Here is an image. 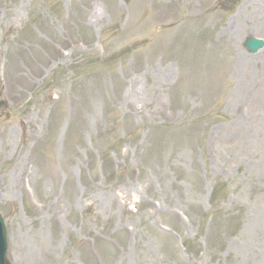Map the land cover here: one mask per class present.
Masks as SVG:
<instances>
[{
    "label": "rangeland",
    "instance_id": "rangeland-1",
    "mask_svg": "<svg viewBox=\"0 0 264 264\" xmlns=\"http://www.w3.org/2000/svg\"><path fill=\"white\" fill-rule=\"evenodd\" d=\"M106 2L0 0L9 260L264 264V0ZM160 66L166 116H130Z\"/></svg>",
    "mask_w": 264,
    "mask_h": 264
},
{
    "label": "bare ground",
    "instance_id": "bare-ground-1",
    "mask_svg": "<svg viewBox=\"0 0 264 264\" xmlns=\"http://www.w3.org/2000/svg\"><path fill=\"white\" fill-rule=\"evenodd\" d=\"M193 1V0H192ZM107 6L106 0H102ZM89 19L92 23L98 24L104 18V10L100 5L89 4L87 8ZM131 18H133V15ZM172 71V67L160 66L158 70H156L158 77L163 81L153 82L149 85H145L142 83V73H135L132 70H127L126 76L121 81L123 85V90L120 93V101L131 103L129 115L133 114H142L143 110H148L152 118H156L161 115H165L163 109V99L166 96L165 92V82L170 76V72ZM120 83L119 80H117ZM157 97V100L155 98ZM166 116V115H165ZM96 124V123H95ZM228 128H225L227 130ZM240 138L243 136L242 132L237 134ZM27 171V167L22 170L24 173ZM121 195H117V199H121ZM87 247V254L90 261V264H102V258L98 251H93ZM117 264H121L119 261Z\"/></svg>",
    "mask_w": 264,
    "mask_h": 264
},
{
    "label": "water",
    "instance_id": "water-1",
    "mask_svg": "<svg viewBox=\"0 0 264 264\" xmlns=\"http://www.w3.org/2000/svg\"><path fill=\"white\" fill-rule=\"evenodd\" d=\"M262 46H263V42L261 40H258L252 37H248L244 43V47L247 48L251 52L257 51ZM5 233H6L5 226L0 217V264H9L6 258L7 243H6Z\"/></svg>",
    "mask_w": 264,
    "mask_h": 264
}]
</instances>
